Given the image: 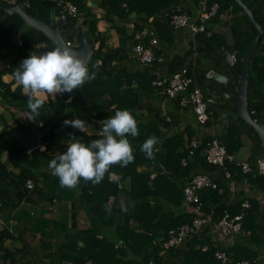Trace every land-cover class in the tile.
<instances>
[{
	"label": "trees",
	"instance_id": "16d2710c",
	"mask_svg": "<svg viewBox=\"0 0 264 264\" xmlns=\"http://www.w3.org/2000/svg\"><path fill=\"white\" fill-rule=\"evenodd\" d=\"M14 1L0 0V59H8L14 54L13 52L18 54V58L12 63L4 61V65H0L1 108L6 106L3 101L13 95L9 85L3 82V76L13 74L34 48L45 42L48 43V39L38 36L35 29L27 28L21 34L20 48L15 47L8 52L11 32L16 27L19 17L14 15L6 18L1 8L5 2L13 3ZM100 1L96 5L105 9V21L113 25L119 35L120 45L114 49L108 48L107 38L102 36L97 28L100 19L92 16L91 9L88 8L89 12L86 19L81 22V26L82 29L88 27L84 35L94 41L89 68L91 69V65L96 61H100L96 79L86 82L81 89H78L71 97V103H46L40 109V116L35 118V122L44 121L49 125L48 130L45 131V137H42V145L46 147L44 151L38 149L28 152L20 149L18 140L9 131L4 129L0 132V209L2 205L11 207L23 201L31 203L32 193H37L41 200L51 204L57 201L61 203L60 205L68 203L66 197L69 195L72 202L70 228L66 225L67 223L63 224L61 221L46 218L43 220L47 227L53 226L55 229L57 225L62 227L65 238L57 252L48 254L51 261L54 256H58L61 262L71 264H222L215 257L214 248H210L207 252L202 251L203 246L212 243L207 235H195L181 247L164 249L169 232L192 223L197 215L195 209L192 213L186 212V207L190 205H187L184 200L185 184L195 175L210 174L218 182V190H207L202 193V213L206 216L212 215L210 225L214 226L225 212H229L232 216L244 214L243 227L244 230L251 231V236L245 241L241 240L227 252L233 262L247 260L255 264L258 253L253 249V244L256 242L258 243L256 245H261L264 242V216L257 218L254 212L259 209L258 203L252 199H241L237 203L229 204L230 182H224L221 178L222 170L208 165L203 155L207 143L212 138L203 140L195 155H191L189 144L196 137L195 129L188 125L183 132L164 135V130L171 123L151 102L157 103L154 99L157 92L152 86L156 78L155 71L160 69L172 76L185 70L186 75L194 78L196 84L204 89L206 96L219 97L215 105L227 113V125L218 139L226 147L227 152L237 154L242 147V137L248 135L261 147L260 151L257 150L259 155L256 153L253 156L252 161H256V158L264 153V148L254 129L238 116L236 108L243 56L255 39V27L242 8L233 0H191L185 5H182L183 0ZM201 1H207L209 6L214 3L220 5L218 15L208 23V26L213 29V35L211 37H207L205 33L196 35L194 42L188 45L185 51L172 58L171 55H166V61L161 66L155 63L152 66L141 65V68H136V64L140 63L135 64L131 56V48L136 44L134 34L141 32L146 35L147 30H153L159 39L163 53V46L170 45L175 38L183 40L189 32V30L174 31L172 29L169 21L173 11L194 17L192 5L194 7ZM242 1L251 8L256 20L264 29V0L254 5L247 0ZM65 3L77 6L80 15L86 0L63 2L19 0L20 7L28 15L40 17L48 23L51 20V12L54 11L60 17L61 6ZM231 7L236 14L243 12L242 18L244 17L245 21L239 20L238 16L231 21L233 40L230 41L226 35L219 32L216 26L219 23L220 14L226 13ZM79 21V16L70 18L69 23L63 26H70L71 23L74 31ZM131 23L133 28L132 32H129L127 25ZM189 34L192 36L190 32ZM145 42L147 44L148 39ZM228 52L237 53L238 62L233 67L226 63ZM207 62L211 63L210 67L207 66ZM7 63L10 64L9 67ZM225 65L230 67L231 77L228 83L221 87L224 88L225 94L231 95L229 100L224 94H216L213 88L216 82L207 78L210 71L222 73ZM249 73V111L254 120L264 122V34L257 52L251 59ZM205 86L209 87L211 94H208ZM6 87H8L7 90H5ZM16 94L23 96L20 91ZM173 101L177 105L176 109L180 110L181 99ZM219 102L224 104L219 105ZM226 102L230 103L226 105ZM214 106L210 107L211 120L208 126L213 119L218 120L221 115L219 110H213ZM15 107L19 108L18 105ZM125 108L131 111L139 128L138 137H128L134 150V162L126 167L112 166L110 173L106 174L99 184L92 185L90 182L85 183L81 180L78 188L60 187L58 177L52 175L48 164L53 158L66 151L70 141L68 134H75L86 144L99 139L101 138L98 134L101 128L99 122L113 116L117 109ZM56 115L59 116L57 120L54 118ZM68 116H74L91 124L96 132L86 134L71 127H62L63 121L69 119ZM0 118H2L1 114ZM23 128L19 125L14 129L26 133L27 130ZM151 136H156L160 141L156 146L154 160L147 159L140 151L143 142ZM183 160L187 161L186 166H183ZM153 164L162 166L167 173L151 180L149 169ZM227 167L233 173L235 180L243 179L241 168L233 164H227ZM141 168L144 170L139 171ZM254 172L255 168L253 173L246 177L252 185L264 192V174L259 175ZM29 180L35 185L33 191H29L26 187ZM220 190H222L221 193ZM121 199L128 205L127 213L120 210ZM245 200L251 203V209L247 211L242 210L241 207ZM107 204L112 206L111 215L105 211L104 206ZM81 211L84 212L88 221V223L85 221L86 224L83 223L84 226H80ZM28 216L32 219L37 218L35 212L29 213ZM2 237L13 239L10 233ZM46 247V250L50 248L49 245ZM6 253L13 256L7 250ZM22 264L39 263L31 261Z\"/></svg>",
	"mask_w": 264,
	"mask_h": 264
},
{
	"label": "crops",
	"instance_id": "0c3cea01",
	"mask_svg": "<svg viewBox=\"0 0 264 264\" xmlns=\"http://www.w3.org/2000/svg\"><path fill=\"white\" fill-rule=\"evenodd\" d=\"M46 2H54V0H43ZM65 0H59V2H63ZM191 0H183L182 5L186 4ZM251 5L256 4L257 2H260V0H247ZM15 2V1H14ZM101 1L100 0H86L85 6L81 9L80 15H79V23H77V26H75V30L73 32L66 30L65 26L61 28L63 38L67 39L66 41L68 42L69 40H73L71 43L73 46H76L79 44V32L80 31H87L88 27H83L81 26V22L85 20L87 17L86 15L88 14V8H90V14L92 16H96L97 19H101V21L98 22L97 28L98 30L102 33V36H105L107 38V45L108 48H117L120 45L119 41V35L117 34L116 30L113 28V25L111 23H108L105 21L106 17V11L105 9L98 7L96 4H99ZM208 3V2H207ZM94 5V6H93ZM213 5H218V3H214ZM212 5V6H213ZM92 6V7H91ZM97 6V7H96ZM210 6V7H212ZM196 14V9L195 5L191 8ZM218 9H220V5H218ZM219 13V10H218ZM89 14V15H90ZM194 14V16H195ZM50 19L49 23L46 20H41L47 23L48 25H53L59 20V16H57L54 11L50 13ZM242 18L243 14L242 13H234L233 8H229V10L226 13L220 14L219 17V23L217 24V29L219 32L223 35H226L229 40H233V33L231 31V21L236 18V17ZM133 18V17H132ZM135 18V17H134ZM133 25L132 23L130 26ZM128 28L131 30L129 25H127ZM29 29L31 27H24L19 36H18V45L16 47H19L22 45V40H21V34L22 32L26 29ZM34 29V28H33ZM36 30V29H35ZM37 32V30H36ZM131 32V31H129ZM77 33V34H76ZM185 35V38L181 40L180 38H175V40L170 43V45L163 46L164 52L162 53V47L160 46V53L164 55L166 58V55H171V58L178 53H182L185 51L188 45L192 44L194 42L193 36L189 34ZM89 34V33H88ZM38 35V34H37ZM77 35L76 37H74ZM39 36V35H38ZM93 36V35H91ZM41 37V36H40ZM44 37V36H43ZM46 38V37H45ZM75 38L77 40H75ZM11 43V42H10ZM48 45H51V42L48 40V43H43L37 46V48H43L47 47ZM40 52V50H39ZM4 60V59H3ZM6 61V60H4ZM135 64L138 63L137 60H135ZM9 62V61H6ZM227 63V61H226ZM0 64H2L0 62ZM215 64V62H213ZM207 66L210 67L211 63L207 62ZM219 67V65H217ZM220 67H222L220 65ZM136 68H141L140 64H136ZM160 70V69H158ZM15 71V70H14ZM162 71V70H161ZM165 73V71H164ZM219 73V72H216ZM223 76H226L229 81V77H231V69L229 66L225 65L223 66L222 73H219ZM3 82L8 84L10 89L12 90V97L6 99V101H3L6 103V107L9 110V113L11 114L10 117L12 119L11 124H8L5 122L3 128L1 131L5 129V125L7 124L11 128L18 127L19 125L23 126L25 130H27L26 133L23 132V134L28 135V121L27 118L24 114V110H27V108L20 107L17 108L15 107L17 104L16 102L18 100L22 99H28L26 95H24L22 89L20 86H16L15 84V79L13 74H9V77L7 75L3 76L2 78ZM215 81V80H214ZM216 82V81H215ZM219 84L216 82L215 86H218ZM221 87V85H220ZM8 87L5 88L7 90ZM76 90H73L72 93H65L63 95H57L55 100L49 99V102L47 103H53V104H62V102L66 103L68 100L69 96H74L76 93ZM21 92L22 97L17 96L16 92ZM221 95V94H219ZM224 95L227 100L231 99V95L228 93L225 94L224 90ZM228 95V96H227ZM63 98V100H62ZM213 98H215L216 102L218 100V96L214 95ZM154 99L157 101L155 103L154 101H151L159 110L160 112L163 113L166 112L170 118H171V124L168 128L164 130V135H172L175 133H180L185 130L186 127L191 126L193 129H195L196 132V137L193 139H199L200 141L203 140H208V139H215L219 138L221 136V133L225 130V127L227 125V113L225 111H222L220 108H218V105H215L216 108L213 110H219L220 112V117L218 120H212L210 126L202 127L200 125H197L196 118L194 114L192 113L190 108H183L181 107L180 110L176 109V103L173 100H165L162 97H160L158 94L154 95ZM2 102V103H3ZM230 102H226L225 104L228 105ZM224 102L220 103V105H223ZM2 108L0 105V114L2 115ZM21 114V116H18ZM74 116H68V118L73 119ZM36 118V117H35ZM263 122V121H262ZM4 123V122H3ZM36 123V122H35ZM37 124V123H36ZM88 132H95V129L91 124L86 125ZM40 131H44L39 129ZM0 131V132H1ZM20 132V131H19ZM22 133V132H20ZM90 133V134H92ZM187 135V134H185ZM187 140V139H186ZM219 140V139H218ZM42 141V139H41ZM41 146L42 143H41ZM44 149L46 147L44 146ZM41 150V147H40ZM257 150L260 151L261 147L259 144H256L254 140H251L250 136L244 135L242 137V147L239 150V152L236 154V160L239 163L242 162H248L251 164L252 168H255L254 173H258L259 175H262L259 173L258 167L262 165L263 163L260 162V158L264 155H262L258 158H256V161H252L253 156L256 155ZM257 155H259L257 153ZM5 157L3 160L5 161ZM144 169H139V171H143ZM150 170V169H149ZM221 170V169H220ZM18 172V171H14ZM205 174V173H203ZM210 175V174H208ZM212 176V175H210ZM212 178H214L212 176ZM221 178L224 182L227 181V179L221 175ZM247 178V177H246ZM244 179V178H243ZM68 200V203H65L63 205H56L59 204L60 202L55 201L53 204L46 200H41L40 196L37 195V193H32L31 194V203L24 202L20 203H15V206H9V207H4L2 205V209H0L1 213V218H0V260H4V264H22L26 262H31V261H37L39 264H71L70 262H61L60 257L54 256L52 261L50 260V256L48 255L49 253H55L59 249V246L63 244L64 242V234L62 233V227L57 225V228L55 229L53 226H48L43 222V220L49 219L53 221H61L63 224L68 225V227H71L72 224V218H71V201L69 198V195L66 197ZM241 199H252L255 200L258 205L259 209L258 211H254L256 213L257 218L259 216H264V192L262 190L250 183V180L245 183L243 180L240 181H235V186L234 188L231 186V194L229 198V204L230 203H237ZM77 201V200H76ZM10 203V202H9ZM50 204L51 208H48V205ZM77 204V203H76ZM49 209V210H47ZM68 209V210H66ZM194 207L192 206H187L186 207V212L192 213L194 211ZM247 211V210H244ZM35 212V219H32L28 216L29 213ZM60 212L63 214L62 216L60 215ZM33 214V213H32ZM66 214L69 215V218L66 216ZM18 215H26L27 216V221L24 219H20ZM63 220V221H62ZM80 226H84L85 221L88 223L86 219V215L84 212H80ZM55 229V230H54ZM9 233L13 236V239L9 238H3L2 236L4 235H9ZM202 235H207L208 239L210 242H215L218 244V246L221 249L228 250L235 246L238 242L241 240L245 241V239H249L250 236H238L233 240L224 238L219 230L217 229L216 225H208L203 229L201 232ZM249 241V240H246ZM80 246H82V242L79 243ZM258 243L253 244V249L257 251V257L255 258V264H264V242L261 243V245H256ZM47 245H49V249H47ZM164 249L165 244H164ZM6 250L8 252H11L13 256L11 257L6 253ZM167 250V249H166ZM91 264V263H88Z\"/></svg>",
	"mask_w": 264,
	"mask_h": 264
},
{
	"label": "clouds",
	"instance_id": "9594fccd",
	"mask_svg": "<svg viewBox=\"0 0 264 264\" xmlns=\"http://www.w3.org/2000/svg\"><path fill=\"white\" fill-rule=\"evenodd\" d=\"M197 6L198 4L195 9ZM174 12L170 17V26L172 16L179 14ZM59 19L61 18L59 17ZM129 27L132 32L133 25H129ZM172 29L174 31L187 30H175L173 27ZM82 33L84 34V31ZM145 39L147 40V38ZM72 41H66L67 46H56L44 52L33 51L15 69L13 73L15 84L20 86L24 95L28 97L25 116L29 120H34L35 117L40 116V109L49 102V99L55 100L57 95L72 93L75 89H81L86 82L96 79L100 61L92 64L90 69L89 61L85 55L71 48L73 47ZM133 48H131V56L133 55ZM158 51H160V42ZM158 54L161 53L159 52ZM132 58L135 59L133 56ZM157 71L160 74L170 76L164 73L163 70ZM156 73L155 71V75ZM155 91L158 94V90L155 89ZM66 103H71V96H69ZM99 123L101 125L99 132L101 138L86 144L75 134L69 133L70 141L66 151L49 162L48 167L52 170V175L58 177L60 187L75 189L78 188L81 180L85 183L90 182L92 185L99 184L103 181L105 175L110 173L112 166L120 165L121 167H126L134 162V150L128 137H138L139 128L138 122L131 111L127 108L117 109L113 116L107 117ZM62 127H71L83 132L85 122L78 118L66 119L63 121ZM159 143L160 141L156 136H151L143 142L140 151L145 154L147 159L154 160L155 152L157 151L156 146ZM44 150V146H41V151ZM104 207L105 211L111 215V204H107ZM119 207L125 213L129 210L123 199L120 200Z\"/></svg>",
	"mask_w": 264,
	"mask_h": 264
},
{
	"label": "built area",
	"instance_id": "2783aa9c",
	"mask_svg": "<svg viewBox=\"0 0 264 264\" xmlns=\"http://www.w3.org/2000/svg\"><path fill=\"white\" fill-rule=\"evenodd\" d=\"M218 5L210 7L207 1L199 2L196 8V14L194 17H190L188 14H174L171 18V26L175 30L187 29L189 32L196 36L201 33H205L208 37L212 36L213 30L208 26V22L214 18L218 13ZM79 16V9L77 6L71 3H65L61 6L60 18L65 20L68 18H75ZM145 38L148 39V44L145 43ZM134 40L137 44L133 48V57L143 66H152L157 63L159 66L163 65L166 61L162 54H158L159 40L156 37V33L153 30H148L144 35L141 32L134 34ZM226 61L231 67L235 66L238 62L236 52H228ZM7 63V67H9ZM1 69V66H0ZM156 79L153 81L152 86L158 90V95L165 100L181 99L180 105L183 108H190L196 118L197 125L206 127L211 120L210 107L216 104L215 98L212 96H206L202 87L195 84V80L192 77L186 75L184 70L181 73H177L173 76H167L160 74L156 71ZM190 91L189 95L188 92ZM1 100V98H0ZM163 116L166 117L168 122H171L170 116L164 112ZM57 120L59 116H54ZM75 118V117H73ZM71 119V118H69ZM38 129L48 130V123L40 121L37 124ZM85 123V129L82 133H89ZM96 132V131H95ZM98 133V132H97ZM99 134V133H98ZM202 141L199 139H193L190 144V154L195 155L196 150L200 148ZM206 162L210 166L217 167L222 170L223 176L230 182V186L234 188L235 178L233 173L228 169L227 164H233L241 168L243 175V182L247 183V175L253 173V168L250 163H239L236 160V154H229L226 147L217 139L210 140L203 152ZM183 166L187 165V161H182ZM259 173L264 174V165L258 167ZM150 179L154 180L158 175L166 174V170L162 166L153 164L150 168ZM29 191L34 190L33 181L29 180L26 184ZM207 190H218V182L208 174H198L193 176L184 186L183 195L187 205L195 208L196 216L193 218L192 223L183 225L178 229L171 230L169 232L168 241L165 243L166 249L181 247L189 238L195 235L201 234L203 229L207 227L212 221V215L206 216L202 213L203 203L201 195ZM222 190H220V193ZM242 210L251 209V203L245 200L242 205ZM1 218V213H0ZM244 214H238L232 216L229 212H225L223 217L216 224L220 234L227 239L233 240L238 236H250L251 231L244 230ZM210 248L216 250L215 257L222 264H253L250 261L243 260L233 262L230 255L223 249H221L217 243L212 242L211 245H205L202 248L203 252H207Z\"/></svg>",
	"mask_w": 264,
	"mask_h": 264
},
{
	"label": "water",
	"instance_id": "95a60500",
	"mask_svg": "<svg viewBox=\"0 0 264 264\" xmlns=\"http://www.w3.org/2000/svg\"><path fill=\"white\" fill-rule=\"evenodd\" d=\"M233 1L242 8L244 13L248 16L250 22L256 29L255 39L253 43L247 48L243 56L242 72L240 74L236 102L237 113L238 116L242 118L246 124H248L254 129L259 141L261 142L264 148V122L253 119L249 111L248 97L250 62L252 57L258 50L259 42L264 34V29L258 23L254 16V13L252 12L251 8L248 7L247 4H245L242 0ZM1 11L5 13L6 18H10L14 15H17L19 17L16 27L11 32V43L8 48V52L12 51L18 45V36L25 26L36 29L37 34L39 36H44L51 42V45L41 48V52L50 50L56 46H67L66 41L62 38L60 29L63 25L69 23V19H59L55 24L48 25L47 23L42 21L40 17H33L28 15L20 7L19 0H15V2L13 3L5 2L1 8ZM79 40V44L71 48L84 54L87 60L89 61L92 56L94 41L92 39L86 38L81 31L79 32ZM207 78L210 80L213 79L219 84L218 86L213 87L216 91V94H224V89L220 87V85L226 84L228 82V78L226 76L216 73L215 71H210L207 75ZM205 89L208 91V94L212 93L208 86H205ZM25 111L26 110L23 111L24 114ZM27 121L28 135L20 133L19 131L8 126L7 124L5 125V129L9 131L18 140L20 149H24L28 152H33L35 150L40 149L42 143L41 139L45 136L46 132L40 131L38 129L35 123V118L34 120H29L27 118ZM260 162L264 165V155L260 158Z\"/></svg>",
	"mask_w": 264,
	"mask_h": 264
},
{
	"label": "rangeland",
	"instance_id": "374dc122",
	"mask_svg": "<svg viewBox=\"0 0 264 264\" xmlns=\"http://www.w3.org/2000/svg\"><path fill=\"white\" fill-rule=\"evenodd\" d=\"M12 1H14V0H12ZM242 14H243V12H242ZM239 20H241V21H245V19H244V17L243 18H239ZM73 25L70 23V26H67L65 29L66 30H68V31H71V32H73ZM77 34V33H76ZM77 35H75L74 37H76ZM75 40H76V42H77V40H78V38L76 39L75 38ZM19 48H20V46H19ZM39 50H40V48H34L33 50H32V52L33 51H37V52H39ZM14 54L12 55V56H9V58L8 59H4V60H6V61H9V62H13L16 58H18V54H16V52H13ZM30 54H28V56H29ZM4 60L3 59H0V62L2 63V64H0V65H4ZM7 76L9 77V74H7ZM78 90V89H77ZM76 90V91H77ZM27 100L28 99H22V100H18L17 102H16V104L18 105V106H20V107H24V108H27ZM62 100H63V98H62ZM217 102H218V100H217ZM219 105H220V102H219ZM3 106V105H2ZM218 107V106H217ZM214 108H216V106L214 107ZM2 118H0V131H1V129L3 128V126H4V123L3 122H6V123H8V124H11V122H12V119H11V117H10V113H9V110H8V108L6 107V106H3V108H2ZM18 116H21V114H19ZM90 133H92V132H90ZM45 137V136H44ZM61 203H59V204H56V205H60ZM62 205H63V203H62ZM48 208H51V206H50V204L48 205ZM47 210H49V209H47ZM66 210H68V209H66ZM60 215L62 216L63 214L60 212ZM66 216L69 218V215L68 214H66ZM18 217L20 218V219H24L25 218V220L27 221V216L25 215H18ZM5 263V261L4 260H0V264H4Z\"/></svg>",
	"mask_w": 264,
	"mask_h": 264
}]
</instances>
